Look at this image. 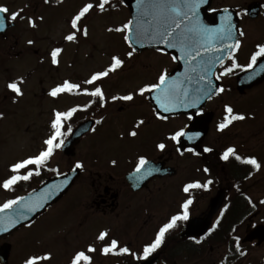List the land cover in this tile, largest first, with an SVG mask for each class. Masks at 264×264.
I'll return each instance as SVG.
<instances>
[{
	"label": "flooded vegetation",
	"instance_id": "flooded-vegetation-1",
	"mask_svg": "<svg viewBox=\"0 0 264 264\" xmlns=\"http://www.w3.org/2000/svg\"><path fill=\"white\" fill-rule=\"evenodd\" d=\"M9 2L8 0H0V6L9 8ZM34 2L36 6L35 13L31 14L32 16L24 13L21 14L14 21L16 25L18 21H23L26 25L30 26V19L35 24L43 20V17H37L39 15L37 12L42 7L43 0H34ZM251 2L260 3L259 14L248 19L250 22V34L246 33L245 27H242L241 21L244 18L241 17L240 19V29L245 35L240 36L241 47L239 50H234L233 53L237 63L243 67L234 69L229 75L221 76L219 80L216 79L224 71V67L230 66L231 60L229 58L223 64L217 66L213 77L205 75L209 70L205 72L204 69H209V64L214 62H209L206 57L201 55L205 46L203 42L201 44L198 42H195L194 45L190 44L188 50L196 58L188 62V66L185 69L186 74L179 68L180 62L177 55L179 54L185 62L189 58L183 55L179 47L169 48L161 45V47L157 48L135 50L131 57L139 63L135 67H125L126 63L131 60L127 55L128 51L123 55H118L124 61V66L117 72L110 73L109 77L98 81L95 85L101 87L105 93L106 102L104 107L100 106V101L96 97L72 93L73 96L82 99L65 110L60 108L62 112L74 107L80 109L70 120L64 122L65 135L62 137L64 143L86 122H88V130L72 144V151L75 154L69 157H75L77 154L83 152L87 156V153L92 152L96 153L97 159L89 161L87 164L81 162L84 164V168L79 169L80 175L72 187L57 203L50 206L48 211L40 218L49 215L55 210L56 205L64 201L66 196L69 197L73 191L76 192L78 186H80V184L76 185L79 181L86 183L82 187L84 188V192L77 199L75 210L67 214L70 217L69 222L60 226V229L55 231L56 238L61 237V241L54 242L55 244H50L47 247H44L39 242L38 248L30 249L25 247L24 253L20 254L18 251L23 247L25 239V235L20 232L21 235L18 236L19 243L9 242L11 248L7 252L8 256L3 258L0 256V264H24V261L28 257L33 255L40 256L46 253H50L52 258L49 261H41V264H70L74 254L77 251L86 250L89 245L97 249L95 253L90 254L92 264H142L146 260L137 259L136 256L143 255L144 247L154 241L161 227H158L154 231L151 242L147 244L134 243L133 240L129 242L118 241L117 239L120 247H128L130 253L136 255H104L100 250L110 243L111 239H114L111 223L117 220H121L123 223L126 222L130 226L132 225L134 235L139 236L150 222L145 217L144 212L139 209L141 204L148 201H165L168 200L169 196L176 195H179L180 200L184 202L191 198L194 204L195 202H200L202 196L205 197L206 201L210 198L208 208L197 210L196 215L189 216L187 221H179L175 228L166 233L162 246L148 259L157 257L154 264H208L207 247L212 248L211 243L220 235V237H224L219 241L223 244L217 245H221L227 249V256L224 258L219 257L218 261L221 264H237L239 252L236 251L235 238L239 237V246H241L240 243L244 237L240 236V232L238 231L240 229L239 226L231 228L222 227L218 224L214 231L210 230L217 220L220 223V220L230 213L225 208L229 202L235 201L240 197L238 186L246 181L248 183L256 175V169L251 165L237 161L234 156L230 157L228 161H224L221 159V156L227 148L233 147L236 150V154L242 158H255L258 161L256 139L258 134L264 132V126L259 131L257 130V120L259 114L264 109V80L253 84L243 91L238 87V76L245 71L243 68L247 66L251 55L257 50V45L264 44V0H253ZM223 7L225 6L219 5L213 7L212 5L211 9ZM211 9L210 12H212ZM244 13H247V10ZM9 21L13 20L9 18ZM185 24H187V21L181 25V29L185 27ZM158 28L160 26L156 30ZM13 29L10 28L5 34L0 35V42L6 43V45H10L11 43L12 48V42L17 37L13 33ZM181 29H176V32L179 33ZM212 48H215V43H213ZM217 48H219L218 43ZM197 50L200 52L198 56L196 55ZM148 55L153 56V61L151 60L146 64L145 59L149 58ZM172 57H176V59L173 60ZM263 58H259L257 64ZM6 61L8 60H3V64ZM107 67H104V69ZM127 68L129 71H127ZM135 69L139 72L132 71ZM193 69L195 70L193 71ZM165 70L169 76L174 74L173 78L182 81V86L186 84L188 99H191V101L196 100V107L186 108L182 112L177 109L171 112H164L163 109L156 106L157 103H154L156 102L155 99L154 101L151 99L152 93H146L144 97L137 95L134 101L131 102L112 100L113 96L134 94L140 87L157 82L160 73ZM262 71L264 73V69ZM94 73L96 72H92L91 75ZM91 75L83 79L74 77L73 80L69 79L68 81L80 84L82 88L92 90L93 85L84 83ZM201 75L205 77L204 80L200 79ZM134 77H136L134 80H137V86L129 88V84L132 83ZM3 78L4 80L7 79L5 88L10 90L7 85L15 82V78L11 73ZM213 79L218 81L216 91L220 87H223L225 91L220 94H215L214 92L211 94V98L208 97L206 101H203L202 89L207 88V81H213ZM216 84H214L213 91L216 89ZM86 105H90V107L85 108ZM226 105L233 108L234 114H241L246 118L234 121L228 128L219 131L217 126L223 122L226 115ZM156 112L167 116L168 119H157ZM189 116L193 118L189 119ZM140 120H143L145 123L137 128L136 125ZM96 121H101V123L97 124ZM181 128H184L189 134L199 133L200 135L192 141H189L186 137H182L179 144L168 139L175 131ZM131 131H136L138 133L137 136L132 137L129 135ZM158 143H165L167 145L163 152L156 147ZM205 147H211L213 151L205 153L203 152ZM109 148L112 151H122L124 153L123 162L117 161L116 158H110L106 162H102L101 153L107 151ZM177 148H180V152H183V155L177 151ZM188 148L194 149V152H188ZM195 153H199V155ZM141 156L145 157L148 161L142 172L151 169L152 174L138 182L135 177L139 174H136L134 169ZM189 158H194V163H186V160ZM113 161L116 163L113 164ZM77 162L70 163L61 174L75 169ZM205 168L208 169L207 172L204 171ZM31 170L35 169L32 168ZM39 171L40 175L32 177L36 180L40 179L38 185L46 180L49 174L43 168L39 169ZM208 180H211L213 183L216 180L218 182L217 185L219 184L218 189L212 188L213 186L210 184L207 189H192L189 193L183 191L184 186L188 183L200 182L203 184ZM227 184H232L236 190ZM33 187L35 188L37 185L35 184ZM171 187L173 190L169 192ZM219 192L224 193V201L221 208L214 215L207 232L201 236H188L186 234L187 223L193 218H207L211 201ZM241 195H244L249 200L253 199L247 189ZM191 208L193 207H190L189 210ZM193 211L194 209L189 214ZM222 212L223 215L221 216ZM55 213L60 216V210L55 211ZM246 213L248 214L249 221L253 213L251 211H247ZM96 219H105L109 222L110 226L99 228L92 225V222ZM144 224L146 225L144 226ZM248 228L250 229L251 227H247V230ZM225 229H233L234 234L225 236L220 232ZM19 231L0 238V248L5 246L7 243L6 239L14 236ZM105 231L109 234L108 238L105 241H99L97 239L98 235ZM227 238L229 239L227 240ZM196 240H200L201 242L196 243ZM248 244L257 245V242L244 243V246ZM216 263L218 262L214 264Z\"/></svg>",
	"mask_w": 264,
	"mask_h": 264
},
{
	"label": "rangeland",
	"instance_id": "rangeland-1",
	"mask_svg": "<svg viewBox=\"0 0 264 264\" xmlns=\"http://www.w3.org/2000/svg\"><path fill=\"white\" fill-rule=\"evenodd\" d=\"M8 1L13 3L11 5L9 2L11 13L20 11L19 8L24 9L22 14L32 16L31 14L35 13L34 0ZM53 1L56 3H44L43 1L42 7L37 12L39 14L37 17H43V20L39 21L36 27L26 25L23 21L17 22V25L13 27V33L18 38L16 37L12 42L13 48L11 43L6 45V43L0 42V68L1 61L9 60L4 62L6 64L2 66L3 75L0 74V184L10 175V168L14 163L35 156L44 149V141L52 133L50 125L54 119V112L58 109L60 111V108L65 110L82 99L72 94L63 93L53 98L48 94L51 89L58 86L59 83L61 85L64 81L73 80L74 77L83 79L90 76L92 72L101 71L111 64L113 56L123 55L126 51H131L128 42L124 40L127 33L108 31L109 28L122 27L131 20L130 10L123 3V0H111L109 4L105 5L103 12L98 7L90 10L79 23L81 29H87V36H84L82 31L72 29L71 21L84 5L92 3L96 6L100 0ZM251 1L253 0H214L213 7L219 5L232 6L243 11ZM243 18L242 27H245L246 33L250 34L249 17L243 13ZM74 31L76 32V40L67 41L65 37ZM29 41L33 43L29 44ZM57 47L61 48L62 52L58 55V64H53L51 52ZM148 57L145 59L146 64L151 60L153 61L152 55H148ZM138 64L131 58L125 67H135ZM127 71H129L128 68ZM132 71L139 72L136 69ZM9 73L18 81L23 92L22 96H17L5 88L7 79L4 80L2 76L5 77ZM135 78L132 79L129 88L137 86ZM263 126L264 109L259 114L257 130L259 131ZM256 145L257 159L261 168L256 169V175L248 183L246 181L238 186L239 195L240 191L245 192L247 189L253 198L252 201L258 205L249 221L239 226L238 231L242 235L246 233L247 227L264 224V203H261L264 201V132L257 135ZM101 154L102 162H106L110 158H116L120 162H123L124 159L122 151H112L110 148ZM96 159V153L89 152L86 156L83 152L75 157H69L59 149L52 157L50 165L57 168V172L61 173L70 163L80 161L87 164V162ZM186 163H194V158L187 159ZM217 183L216 180L215 183L212 182V188L218 189L219 184L217 185ZM79 184L78 193L73 191L69 197H65L63 202L61 201L59 205H56L55 210L49 215L40 218L33 225L22 227L17 234L6 239V241L19 243L18 236L22 232L25 239L23 247L18 251L20 254L24 253L25 247L38 248L39 242L47 247L54 242L61 241V237L56 238L55 231L69 222L70 217L67 214L75 210L76 201L83 194L84 188L82 187L86 183L79 181L76 185ZM227 185L234 189L232 184ZM172 190L171 187L169 192ZM21 192L23 189L19 190L18 188V190L10 192L0 187V205ZM204 198L202 196L200 202H195V204L193 202L189 206V208L193 207L189 213L194 209L189 216H195L197 210L208 208L210 198L207 201ZM183 203L184 201L180 200L179 195L169 196L168 200L165 201L142 203L139 209L150 221H148L149 224L143 233L139 236L134 235L132 225L123 223L121 220L112 221L114 239L127 242L133 240L134 243L139 242L141 244L150 243L153 233L158 227H162L173 215L182 214ZM59 210L60 216L55 213ZM92 225L99 228L110 226L105 219H96ZM222 238L224 237L218 235L215 241L211 243L212 248L207 247L208 264L215 262L221 264L218 260L227 256V249L217 245L223 244L219 242ZM241 251L245 254L240 255L239 252L237 264H263L264 243L261 247L255 244L245 245Z\"/></svg>",
	"mask_w": 264,
	"mask_h": 264
},
{
	"label": "snow or ice",
	"instance_id": "snow-or-ice-1",
	"mask_svg": "<svg viewBox=\"0 0 264 264\" xmlns=\"http://www.w3.org/2000/svg\"><path fill=\"white\" fill-rule=\"evenodd\" d=\"M47 2V0H45ZM144 0H138V5L143 6ZM209 0H154L153 3L147 5V7L154 9L157 14L162 18L163 23L161 24L160 28H158L154 33H151L152 37L154 39H157L158 43H163L167 45L169 48H180V51L183 53L185 57H188L189 59L186 60V63L190 62L191 60H195V56L192 55V52L188 50L190 47L189 37L191 34H194L195 36L199 37L201 40H203L206 44L211 45L215 42H221L223 43L222 48H216V51L223 52L225 49H235L239 50L241 47L240 40H235L234 43H224L226 41L233 40L234 36V29L235 25L232 23V16L229 13V10L227 8L223 9V11L226 13L225 16L221 17V20L223 21L221 25L218 27H209L208 25H205L200 20V8L204 4H208ZM109 4V0H100L99 4L94 6L92 3H88L84 5V7L74 16V18L71 21V27L72 29L76 31H82V34L84 36H87L88 32L86 28L81 29L79 27V23L92 10L94 7H98L101 12L105 10V5ZM212 12L217 11L216 9H211ZM9 9L4 6H0V13H8ZM23 12V9H21L18 12L11 13L10 19L15 21L18 17L21 16V13ZM143 16V13L141 14V17ZM187 21V24L183 29H181V25L184 24V22ZM137 25L136 30V36L137 39H141L143 36L147 35L144 30H142V20L138 18L135 21ZM30 25L32 27H36V24L34 21L30 19ZM5 26V17L0 16V30H3ZM176 29H181L179 33L176 32ZM108 31H116V32H125L127 33L124 36V40L128 42L129 46L131 47L132 40H131V34L133 31V20H129L126 24H124L122 27H118L115 29L109 28ZM239 35L242 37L245 35V33L242 30H239ZM76 32H72L71 34L67 35L65 39L67 41H75L76 40ZM33 43L32 41H29V44ZM205 50H209L208 48H205ZM132 51L128 52V57L131 58L133 56ZM162 51V50H161ZM62 52V49L57 47L51 52V59L53 64H58V55ZM196 55H200V52L197 50ZM264 57V44L257 45V50L251 55L250 61L247 64L246 67L243 68V70L247 71L248 69L254 68V66L257 65L258 59ZM173 60L176 59V57H172ZM221 64H223V58L217 57L216 58ZM229 59L231 60L230 66L224 67V71L221 73L220 76H217L216 79L219 80L221 76H227L230 73L233 72L236 68H241L240 64L237 63L235 59L234 53L229 54ZM124 66V61L118 57L113 56L111 64L105 68L102 71H98L91 75V77L84 81L85 84L93 85V89L89 90L87 88H82L80 84L77 83H71L69 81H64L61 85H58L51 89V91L48 93L51 97L56 98L62 93H77V94H84L88 95L90 97H96L100 101V106L104 107L106 98L105 93L102 90L101 87L95 86L98 81H102L105 78L109 77L110 73H115L119 69H121ZM264 67V65H262ZM195 69H193L194 71ZM209 69L205 68L204 71L207 72ZM253 76H249V79H252ZM201 80H204L205 77L203 75L200 76ZM22 83V81H21ZM182 81H179L175 78L169 79V74L165 70L160 73L157 82L146 84L138 89L137 92L129 93L127 95H120V96H113V101H134L135 96L144 97L146 93H156V95L153 97L155 99L158 107L160 109H163L164 112H171L173 111L178 104L183 105L184 107H196V101H189L188 99V91L186 89L182 88ZM8 89L11 90V92L15 93L17 96H22L23 92L17 82H12L7 85ZM213 84L211 80L207 81V88L202 89L203 95L208 96L211 98V94L213 93ZM225 89L223 87H220L218 91L215 92V94L223 93ZM95 102V101H93ZM90 107V105H86L85 108ZM80 109L78 108H71L68 111L62 112V111H55L54 112V119L51 122V129L52 133L49 136L48 139L44 141V149L40 151L37 155L28 157L27 159H23L17 163H14L11 166L10 172L12 175H10L9 178L5 179L2 184H0V187H2L5 190H12L14 185L19 183L20 181H29L34 175L38 176L40 175L39 169L45 167L48 162L51 160V158L54 156L56 150L60 149L64 145V122L66 120H70L72 116ZM225 112L226 115L223 119V122L218 124V130L223 131L226 128L229 127L234 121H240L244 120L246 117L241 114H234V110L231 106L226 105L225 106ZM157 119L160 120H167V116L160 115L159 112H156ZM192 116H189V119H192ZM97 124L101 123V121H96ZM145 122L143 120H140L139 123L136 125L137 128L140 127V125H143ZM70 131V128H69ZM95 131V129H93ZM136 131H131L129 135L132 137L137 136ZM200 134H189L185 131L184 128H181L177 131H175L168 139L175 142L176 144H179L182 137H186L189 141L194 140L197 138ZM156 147L160 151H164L167 147L165 143H158ZM177 151L180 152V148H177ZM188 152H194V149L188 148ZM213 149L211 147H205L203 149V152L205 153H211ZM181 155H183V152H180ZM196 155H199V153H195ZM247 165H251L255 169L259 170L261 168V164L258 163V161L255 158H242L240 155L236 154V150L233 147L227 148V150L223 153L221 156V159L224 161H228L230 157H233ZM113 164L116 162L113 161ZM148 164V161L145 157L141 156L136 164V167L134 169V172L137 175L135 178L136 180L142 181L147 176H150L152 174L151 169L147 171L142 170L145 168V166ZM34 168L35 170H31ZM84 164L81 162H77L75 165V169H83ZM74 169V170H75ZM205 172L208 171L207 168L204 169ZM212 184L211 180H208L206 183L201 184L200 182H193L188 183L184 186L183 191L185 193H189L192 189H207L208 186ZM24 197H20L18 199H9L2 205H0V213H4L6 210L12 209L14 205H17L20 203V201L24 200ZM251 202V201H250ZM193 203V200L191 198L187 199L183 205H182V214L173 215L168 223H165L158 231L155 239L150 244L146 245L143 249V255L142 256H136L137 259H143L147 260L154 252L159 249L165 240V235L168 233L171 229L175 228L177 226V223L179 221H187L189 219V206ZM261 203H264V201H261ZM42 205H37V207H40ZM28 211H34L35 209L31 206L26 205L25 206ZM223 215V212L221 213V216ZM26 218L24 211H19L17 214V217L15 220L10 219V223L12 226H15L17 222H19L20 219ZM219 224V220L216 221V224L213 225V228L210 231H214L216 226ZM7 230L6 228L4 229ZM108 232H101L97 239L99 241H105L108 238ZM236 241V251L240 252V255H244L245 253L240 250L239 246V237L235 238ZM200 240H196V243H200ZM97 249L89 245L86 250L77 251L74 256L71 259L70 264H92V257L91 253H95ZM104 255L108 254H131L136 255L134 253H130V249L128 247H120L118 241L116 239H111L110 243L106 244L101 250ZM51 254L46 253L40 256H30L25 261L24 264H41V261H49L51 260Z\"/></svg>",
	"mask_w": 264,
	"mask_h": 264
},
{
	"label": "water",
	"instance_id": "water-1",
	"mask_svg": "<svg viewBox=\"0 0 264 264\" xmlns=\"http://www.w3.org/2000/svg\"><path fill=\"white\" fill-rule=\"evenodd\" d=\"M124 1L127 3V5L131 10L132 20H133L131 45L137 50H142L145 48H157V47H161V45L167 46L163 43H158L157 42L158 38L154 39L152 35H150L151 33L155 32L156 26H161V24L163 23L162 18L157 14V12L154 9L147 7V5L153 3L154 0H144L143 6L138 5V0H124ZM211 3L212 0H209L208 4H204L201 6L200 20L202 21V23L208 25L209 27H218L223 22L221 20V17L225 16L226 13L223 11V9H221L213 12L212 14H209L208 9L210 8ZM259 6H260L259 3L257 2L251 3L248 6L249 15L252 17L257 16L259 11L258 10ZM227 9L229 10V13L232 16V23L235 25V29H234L233 40L226 41L224 43H234L235 40L239 39V30H240L239 16L235 9L233 8H227ZM142 13L143 16L141 17ZM0 16L5 17L4 13H0ZM138 18L142 20V30L148 33L147 35L143 36L141 39H137L136 36L137 25L135 21ZM158 20H162V22L159 23ZM5 24H6V20H5ZM189 42L190 43L198 42L199 44H201L204 41L201 40L199 37L195 36L194 34H191L189 37ZM217 43L219 44V48L223 47V43L215 42L214 49L212 48V46L206 43H205L206 46L205 48H208L209 50L206 51L205 48H203V51L206 53V59H208V61L210 62H214L212 64H209V68L211 66L209 71V76H213L217 66L221 64L216 58L222 57L224 62L228 58L229 54L233 51V49H225L223 52H218L216 51ZM177 58L180 62L179 68L183 71L184 74H186L187 72L185 69L186 66H188V63H186L185 60L179 54L177 55ZM262 65H264V58L260 60V62L257 64L255 68L245 71L238 76V87L241 91L252 86L257 82H261L264 80V73L262 71L264 67H262ZM249 76H253V78L249 79ZM215 83L217 82H215V80L213 79L212 81L213 86ZM182 88L187 90L186 84L183 85ZM154 96L155 94L151 96L152 100ZM183 107L184 106L180 104H178L177 106V108H183ZM87 124L88 122H86L84 125L78 128L76 132L63 145L62 150L65 154L67 155L74 154L72 151V144H74L75 140H77L86 130H88ZM78 176H79V171L72 170L61 175L58 178L50 179L44 185L38 188L36 191L25 196L24 197L25 199L20 201L19 204L13 206L12 209L6 210L4 213H0V236L8 234L12 232L14 229L24 224L33 222L37 217H39L47 210V208L51 203L60 199L64 195V193L67 192L69 187L74 183V181ZM223 201H224V193L219 192L211 201V210L209 212L208 217L196 218L191 220L188 223L186 233L188 235H193V236H200L206 233L211 224L214 214L220 208ZM26 205L33 207L35 210L28 211L27 208L25 207ZM37 205H42V206L37 207ZM21 210L24 211L26 218L20 219L19 222L15 224V226H12L10 223V219L15 220L18 212ZM5 228L7 229L6 231L4 230ZM256 239L258 240V245H261L264 242V225L262 224L257 225L253 229L249 230L247 235L243 239V242H252ZM155 259L156 258L147 260L143 264H153L155 262Z\"/></svg>",
	"mask_w": 264,
	"mask_h": 264
},
{
	"label": "trees",
	"instance_id": "trees-1",
	"mask_svg": "<svg viewBox=\"0 0 264 264\" xmlns=\"http://www.w3.org/2000/svg\"><path fill=\"white\" fill-rule=\"evenodd\" d=\"M241 194H244V191H240V197L237 198V200L235 201L229 202L228 205L226 206L225 210L230 211V213L225 215L220 220L219 223L220 226L231 227V228L233 226H241L248 221V217H247L248 214L246 212L247 211L252 212L257 208L258 205H256L254 201L249 200L248 198H246L244 195ZM220 232L225 236L234 234L233 229L232 230L225 229Z\"/></svg>",
	"mask_w": 264,
	"mask_h": 264
}]
</instances>
